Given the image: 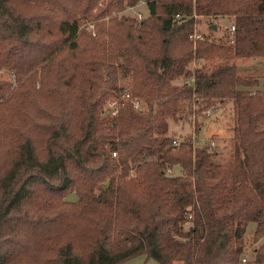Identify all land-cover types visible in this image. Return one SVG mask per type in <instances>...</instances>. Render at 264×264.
Instances as JSON below:
<instances>
[{"label": "trees", "instance_id": "obj_1", "mask_svg": "<svg viewBox=\"0 0 264 264\" xmlns=\"http://www.w3.org/2000/svg\"><path fill=\"white\" fill-rule=\"evenodd\" d=\"M138 1L0 0V264H239L251 221L264 264V88L234 60L264 57V0H145L132 26ZM201 16L235 30L192 49ZM228 100L226 162L173 144L169 118Z\"/></svg>", "mask_w": 264, "mask_h": 264}, {"label": "rangeland", "instance_id": "obj_2", "mask_svg": "<svg viewBox=\"0 0 264 264\" xmlns=\"http://www.w3.org/2000/svg\"><path fill=\"white\" fill-rule=\"evenodd\" d=\"M135 10L142 12V17H146L149 9L146 3L136 2L134 8H129L126 6L124 9L119 11V13L124 12L131 19L126 20L128 24L132 25V20L134 15H136ZM118 13V12H117ZM140 18H136L139 20ZM216 28L209 30L208 19L201 16L198 21L194 24L197 31L208 35L210 38L215 40H223L224 34L226 31V25H228V18L222 17L215 20ZM82 26L88 29H92L94 33V25L89 21H83ZM133 26V25H132ZM130 26V27H132ZM150 34L148 33V36ZM151 37V35H150ZM149 37V40H150ZM202 38V37H201ZM185 48L187 46L183 44ZM192 49L195 47V43L191 42ZM261 59L264 60V57ZM236 64L238 65V71L240 74L253 75L259 77L258 87L264 88V63L255 62L250 57H236ZM208 63L207 65L211 66V61H206L203 58H192L190 61V67L193 69L195 65L201 66L203 63ZM13 76L6 68L0 70V79H10ZM189 79V78H188ZM179 82L183 81V78L178 79ZM124 96V95H123ZM125 97V96H124ZM119 97L110 95L105 103V108L109 110L111 105H117L120 108ZM132 100H137L136 98H131ZM114 101H116L114 103ZM139 101V100H138ZM133 102V101H132ZM140 102V101H139ZM134 105V104H133ZM142 104L139 103L138 107L134 105V108H141ZM199 105L194 102L192 104V109L188 112L185 118H179L177 120L169 118V134H172L173 137H182L190 135L192 144L199 145L205 144L210 150L213 151L215 159L221 163L226 162L229 159L230 152L232 150L231 142V133H232V107L230 100L224 102H216L214 105L209 106L208 108L201 109L198 113ZM188 110V109H187ZM118 111V110H117ZM119 112V111H118ZM109 114H111L109 112ZM115 115V114H111ZM197 123L200 124L199 133L196 132ZM177 170V167H176ZM175 169H170L171 172H176ZM69 198H76V193H71L68 196ZM255 223L253 221L249 222L246 231H245V247H244V256L245 260H242L239 264H252L250 259L253 256V247L261 242L257 240L254 242L252 240V229L254 228ZM119 264H161L152 257H147L144 253L137 254L128 260L121 262ZM179 264H181L179 262Z\"/></svg>", "mask_w": 264, "mask_h": 264}, {"label": "built area", "instance_id": "obj_3", "mask_svg": "<svg viewBox=\"0 0 264 264\" xmlns=\"http://www.w3.org/2000/svg\"><path fill=\"white\" fill-rule=\"evenodd\" d=\"M139 3H146V1L145 0H139ZM129 8H134V5H129ZM135 13H136L137 18H141L142 17V12L141 11L135 10ZM226 30H227V32L230 35H232L233 32H234V30H235V25L233 23L228 24V26L226 27ZM201 37H203L202 33L199 32V31H197L196 28H195V25H194L193 31H192V33H190V38L192 39L193 43H195V40L197 38H201ZM232 40H233L232 38L229 39V41H232ZM188 81H193V77H189ZM124 96L125 97H129V93H126ZM132 101H133V104L136 107H138V105H139L140 102L138 100H132ZM115 102L116 101H114V103ZM117 110L119 111V108H118L117 105L114 104V105H111V108L108 110V112H110L111 114H117L118 113ZM181 140H183L182 137H176L175 136V137H173L172 142L175 145H179V143L181 142ZM167 170H168V172H171L170 171V168H167ZM242 260H245V256L242 257Z\"/></svg>", "mask_w": 264, "mask_h": 264}, {"label": "crops", "instance_id": "obj_4", "mask_svg": "<svg viewBox=\"0 0 264 264\" xmlns=\"http://www.w3.org/2000/svg\"><path fill=\"white\" fill-rule=\"evenodd\" d=\"M253 61H255L256 63L257 62H259V63H261V62H263L264 63V60L263 59H261L262 57H250ZM264 75V74H263Z\"/></svg>", "mask_w": 264, "mask_h": 264}, {"label": "water", "instance_id": "obj_5", "mask_svg": "<svg viewBox=\"0 0 264 264\" xmlns=\"http://www.w3.org/2000/svg\"><path fill=\"white\" fill-rule=\"evenodd\" d=\"M210 27L211 28H213V29H215L217 26H216V23H212L211 25H210Z\"/></svg>", "mask_w": 264, "mask_h": 264}]
</instances>
